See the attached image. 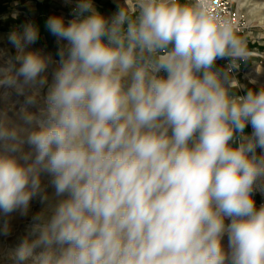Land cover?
Returning <instances> with one entry per match:
<instances>
[{"label": "clouds", "instance_id": "obj_1", "mask_svg": "<svg viewBox=\"0 0 264 264\" xmlns=\"http://www.w3.org/2000/svg\"><path fill=\"white\" fill-rule=\"evenodd\" d=\"M73 16L45 22L50 84L52 57L25 51L33 23L0 64V86L25 97L23 123L0 112V211L47 202L17 264H264V87L230 95L216 68L247 61L246 38L210 0H136L111 18L78 0Z\"/></svg>", "mask_w": 264, "mask_h": 264}, {"label": "rangeland", "instance_id": "obj_2", "mask_svg": "<svg viewBox=\"0 0 264 264\" xmlns=\"http://www.w3.org/2000/svg\"><path fill=\"white\" fill-rule=\"evenodd\" d=\"M135 4V0H131ZM249 1L248 4L259 2L264 4V0H233L234 7L238 8L239 2ZM264 7V6H263ZM251 8V6H250ZM239 10V9H238ZM242 17L241 29L236 31L238 35L246 38L248 51H257L260 53L264 52V19L259 20L260 16H253L250 13H246V7L239 10ZM264 17V8L260 10ZM16 13V17L13 18V14ZM28 23H33L38 26L39 31L41 27V7L40 0H0V64L14 57L16 52L15 48L11 43H9L8 36L13 30L22 31V26ZM47 47H44V45ZM56 50V44L49 42L42 43L41 38L25 49V51H38L42 55L51 56L52 63L49 65L46 75L49 84L52 82V73L58 66L57 62L59 57L55 54H51L47 50ZM254 57V56H253ZM255 59L260 60L263 67H258L254 69L253 67H248L241 72H239L238 78L239 83H247L250 86L261 89L264 87V56H258ZM19 63L16 67L19 68ZM246 80V81H245ZM47 86L42 89V95L46 93ZM25 97L17 95L13 89L0 86V112L7 111V115L10 119L17 123H23L20 111L21 107L24 106ZM29 111H36L35 107H29ZM262 150L257 149V154H261ZM43 183L47 186L46 192L51 198L54 193V189L49 185L48 178L43 180ZM264 188V186H262ZM253 199L255 201L256 207L259 208L264 204V190H254ZM47 207V202L42 203L39 197L34 198L30 203V208L26 216H22L19 212H14L11 214H4L0 211V264H17L15 261L14 253L17 247L22 243V241L27 237L29 239H34V236H30L31 228L36 221L33 217L38 213L42 212ZM7 223L10 227V232L8 235L3 234V226ZM230 223L229 219H225V224ZM221 243L225 250H228V237L225 235ZM37 252L40 250L37 249ZM20 264H33L31 258L20 262Z\"/></svg>", "mask_w": 264, "mask_h": 264}, {"label": "crops", "instance_id": "obj_3", "mask_svg": "<svg viewBox=\"0 0 264 264\" xmlns=\"http://www.w3.org/2000/svg\"><path fill=\"white\" fill-rule=\"evenodd\" d=\"M78 0H40V7H41V27H40V34L39 38H41L42 43L49 42L56 44V50H47L51 54L57 55L58 48L60 45L57 42V38L53 36L45 27V22L50 16H61L63 17L65 23L67 24L68 21L74 18L73 16V9L76 5ZM93 4L97 11H99L103 16L106 18H111L112 15L118 10V5H126L132 11H135L136 4L131 0H93ZM44 45V44H43ZM44 47H47L44 45ZM249 59L247 61L239 62V67L228 69L229 60L228 59H218L216 61V68L221 69L223 71L229 72V81L230 86L228 87V91L230 95L233 96H243L246 95L248 90L253 91H260V89L255 88L253 86L248 85L247 83H239L238 78L239 72L242 70L245 71L248 67H253L257 69L258 67H263L261 65V61L255 59V57L259 58L258 56H264V52H255V51H248ZM58 56V55H57ZM254 56V57H253ZM242 79V78H241ZM246 81V80H245ZM252 132L251 125H247L245 128V134L250 135Z\"/></svg>", "mask_w": 264, "mask_h": 264}, {"label": "built area", "instance_id": "obj_4", "mask_svg": "<svg viewBox=\"0 0 264 264\" xmlns=\"http://www.w3.org/2000/svg\"><path fill=\"white\" fill-rule=\"evenodd\" d=\"M233 3V0H210V10L219 19H229L235 26L236 31H239L242 17L240 11L236 6L234 7Z\"/></svg>", "mask_w": 264, "mask_h": 264}, {"label": "bare ground", "instance_id": "obj_5", "mask_svg": "<svg viewBox=\"0 0 264 264\" xmlns=\"http://www.w3.org/2000/svg\"><path fill=\"white\" fill-rule=\"evenodd\" d=\"M251 1V0H250ZM249 1H240L239 2V6H238V9L241 10L243 9L244 7H246V13H250V14H255L256 16H260L259 17V20H263L264 17L261 16L262 15V12H260L261 9H263L264 7V4L263 3H259V2H254V3H250L248 4ZM251 6V8H250ZM241 14V13H240ZM253 15V16H255Z\"/></svg>", "mask_w": 264, "mask_h": 264}]
</instances>
